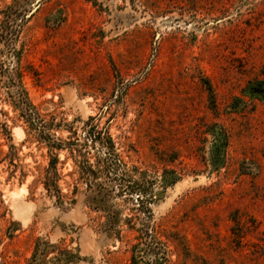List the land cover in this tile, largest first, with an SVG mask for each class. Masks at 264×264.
Instances as JSON below:
<instances>
[{
	"label": "rangeland",
	"instance_id": "1",
	"mask_svg": "<svg viewBox=\"0 0 264 264\" xmlns=\"http://www.w3.org/2000/svg\"><path fill=\"white\" fill-rule=\"evenodd\" d=\"M0 264H264V0H0Z\"/></svg>",
	"mask_w": 264,
	"mask_h": 264
},
{
	"label": "trees",
	"instance_id": "2",
	"mask_svg": "<svg viewBox=\"0 0 264 264\" xmlns=\"http://www.w3.org/2000/svg\"><path fill=\"white\" fill-rule=\"evenodd\" d=\"M210 94H211V98H212V90L209 87L208 88ZM220 143L222 144V148H223V143H224V138H219ZM62 147H58V149H60ZM56 163V162H55ZM84 164L82 165V167H80L81 169V175L82 177L85 179V181L87 182V184L89 185L90 189H98V193H104V195H110L112 189L110 190V188H106V182L107 181H101V177L99 176L102 175H110L112 172L114 173L115 171L113 170V167L111 166V164L108 161H98L97 164V168L95 169L93 166L90 165L88 160H85L83 162ZM102 163V166H101ZM53 168H55V166L53 165ZM102 170V172H100ZM100 172V173H99ZM109 179V177H107ZM104 186V187H103ZM114 187V186H113ZM43 254H45V252L42 253L41 256H43Z\"/></svg>",
	"mask_w": 264,
	"mask_h": 264
}]
</instances>
